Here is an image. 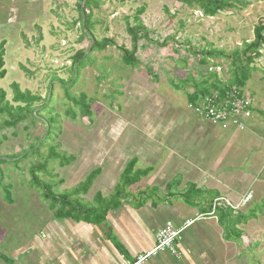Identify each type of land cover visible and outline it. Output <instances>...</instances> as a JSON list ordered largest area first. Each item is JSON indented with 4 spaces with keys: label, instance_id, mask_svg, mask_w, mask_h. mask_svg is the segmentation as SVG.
<instances>
[{
    "label": "rangeland",
    "instance_id": "1",
    "mask_svg": "<svg viewBox=\"0 0 264 264\" xmlns=\"http://www.w3.org/2000/svg\"><path fill=\"white\" fill-rule=\"evenodd\" d=\"M82 2L0 0V45L4 44L6 72L0 80V92L4 93L0 107L6 109L0 114V129L10 122V115L14 116L17 109L25 108L24 103L13 99L14 84L21 93L35 98L29 109H24L26 114L28 110L34 111V116L28 115L16 127L0 131V158L10 160L29 153L21 162L14 159L0 164V211L7 212L3 218L7 222L5 231L0 227V245L11 237L9 241L16 244V236L21 233L13 229L21 230L23 224L29 232V218L41 223L39 216L51 205L45 192L31 183L33 168L44 167L37 173L39 180L48 184L45 187H52L53 194L65 195L74 193L96 168L104 172L111 162V179L133 157L139 158L138 169L150 165L159 169L168 155L180 156L178 147L188 144L186 133L195 138L201 133L202 143L206 139L208 145L221 148L222 141L208 140L212 126L194 118L189 111L187 95L203 87L196 82L194 85L189 78H209L207 65L199 58L205 52H220L224 56L238 53L242 66L247 65L242 51L253 41L258 22L264 24V1L260 0H241V4L216 17H206L196 7L175 0H99L97 6L91 7L90 38L110 44L90 54V42L83 36L79 20ZM138 12L154 43L138 41L133 52L127 25L136 24ZM83 53L89 56L78 69L75 60ZM128 55H133V64L126 62ZM210 60L221 65L222 73L218 76L223 83L232 79L235 66L231 59ZM248 65L252 72L242 89L264 114V46L260 48V57ZM82 95L90 107L89 116L73 101H79ZM48 126L52 128L50 139L41 145ZM212 131L220 138L226 135L231 139L235 135L224 142L227 147L233 144L235 150L218 148L213 152L212 157L223 155L216 171L228 170L234 176L249 173L242 199L230 203L235 211L233 223L227 227L234 240L232 263L264 264L263 138L249 131L233 133L214 127ZM162 146L166 147L163 152ZM171 148L172 153L168 152ZM51 150L55 156H51ZM62 158L73 160L62 165ZM158 182V178H152L149 185L132 189L133 194L147 193V186H155L161 188V192L154 191L160 196L164 186ZM112 187L113 183L101 186L106 197L112 194ZM189 190L186 194L192 197L194 188ZM78 201L86 203L82 196ZM89 201L92 202L91 195ZM215 205L218 203L214 208ZM237 222L240 223L236 225ZM0 256L5 257L6 252L0 249ZM1 261L0 258V264Z\"/></svg>",
    "mask_w": 264,
    "mask_h": 264
},
{
    "label": "crops",
    "instance_id": "2",
    "mask_svg": "<svg viewBox=\"0 0 264 264\" xmlns=\"http://www.w3.org/2000/svg\"><path fill=\"white\" fill-rule=\"evenodd\" d=\"M254 107L253 116L245 131L263 138L264 141V114L257 110L256 104ZM194 118L198 119L195 115ZM211 128L213 130V127ZM212 130L208 140L222 141L221 148L216 144L208 145L206 139L205 143H202L201 133L197 138L186 133L185 139L188 144L185 142L186 145L181 149L178 147L179 157L168 155L159 169L152 165L138 169L135 165L136 171L146 173L135 185L126 189L118 203L109 201L115 198V188L126 164L136 157L126 162L114 179L108 176L114 163L111 162L112 165L102 173L100 168H96L99 175L88 192L75 198L78 201L82 196L86 203L79 201L78 203L87 208L100 206L97 213L88 215L86 211H81L80 214L74 212L69 217L58 218L56 216L58 206L55 210H51L50 206L46 207L48 211H42V215L39 216L41 223L32 222V217L29 218L31 228L29 232L25 230L23 224L21 230L13 229L14 232L21 233L16 236L19 240L16 244L9 241L11 237L0 245V249L6 252L5 257L0 256L2 264H135L139 256L154 248L156 233L167 222L179 226L198 215L204 217L182 233L178 243V257L160 252L140 264H233L231 250L234 240L227 233L228 220L229 225L232 224L233 209L230 203L242 199L249 184V173L234 176L228 170L225 173L216 171L217 165L222 163L223 155L212 157L213 152L216 153L218 148L220 151L224 148L234 150L235 148L233 144L227 147L224 143L230 136L220 138ZM232 132L239 133L234 130ZM234 138L235 135L230 140ZM153 149L155 145L151 147L150 152H153ZM165 149L166 147H163L161 151ZM168 152L172 153V148ZM136 159L137 164L139 158ZM152 178L156 180L158 178L163 184V195L154 193L161 192V188L155 186H145V189H148L147 193L137 191L133 194L132 189L135 190L140 185H149L148 182ZM110 183H113L114 188H111L113 192L106 197L101 186ZM97 185L99 188H96ZM190 188H194L193 195L186 197V193L191 192ZM98 194L102 197L101 205L94 201ZM215 203H218V206L215 205L213 210ZM219 203L222 204L220 207ZM108 204L110 207L107 211L106 208L102 209ZM211 213L213 215H210ZM6 217L7 212L1 214L0 211V227L4 231L7 225L3 218Z\"/></svg>",
    "mask_w": 264,
    "mask_h": 264
},
{
    "label": "trees",
    "instance_id": "3",
    "mask_svg": "<svg viewBox=\"0 0 264 264\" xmlns=\"http://www.w3.org/2000/svg\"><path fill=\"white\" fill-rule=\"evenodd\" d=\"M84 1V0H82ZM176 2L186 5L188 7H196L199 9L203 15L206 17H216L230 9H232L233 6L241 4V0H175ZM264 1V0H260ZM99 3V0H87L85 3L84 7V13H85V24H83L82 20V15H81V6H79V20L82 24V31H83V36L87 37L89 42H90V47H89V52L87 53H92L95 50H103L110 44L108 41H95L94 39L90 38L91 35V7L92 6H97ZM140 15L141 12H138L135 16V21L136 24L131 27L127 25V32L133 42V52L136 50V43L138 41L144 40L150 43H154L150 38H149V33L148 31L142 26L140 22ZM253 41L249 44H246L245 49L242 51V55L246 57L248 60V64L252 63V61L256 58L260 57V48L264 46V24L262 21H259L257 26L253 30ZM164 45V44H162ZM3 46L4 44L0 45V80L5 77V70L3 69L4 67V62H3ZM87 53L80 54L76 60L74 66L78 64V69L80 68V65L83 64L85 57L89 56ZM128 53V52H127ZM225 57L226 59H231L233 64H234V70L232 71L233 77L232 79L228 80L227 82H222L220 77L217 75H212L209 74V78L202 77L200 80H194L192 78H189L192 80V83L195 85V82L198 84H203L202 89L197 88L196 91H194L191 94L187 95L188 101L190 103H195L197 100L200 99V97H205L210 94V90H221V91H229L232 88L235 89H244L246 82L250 78V73L252 72V69L249 68V65L242 66L241 62L239 61V56L238 53L234 54L233 56H224L220 52H205L203 55H201L199 58L201 59V62L203 65H208L210 63V59L212 58H221ZM126 62L133 64L135 62L133 55H128L125 57ZM84 66V65H83ZM200 75V74H199ZM74 76V74H73ZM188 80H186L185 83H187ZM73 81L70 82L69 85H71ZM68 85V86H69ZM176 89H183L182 87L179 86H174ZM13 92H14V101L17 103H24L25 108H19L17 109L15 115H10V122H6L3 124L2 129L5 128H12L16 127L18 124H20L28 115L34 116V111L28 110V114L24 112V109H29L35 98H31L29 93H21L17 85H13ZM64 88H67L66 86ZM224 89V90H223ZM4 98V93L0 92V102L3 101ZM49 98V97H48ZM50 99V98H49ZM48 99V101H49ZM75 104H77L83 114L85 116L91 115L90 112V107L86 103V98L84 95L81 96V99L79 101L73 100ZM48 106L46 105L45 108ZM6 109L0 107V114L5 113ZM24 113V114H23ZM71 116L74 118L75 114L73 112H69ZM0 129V131L2 130ZM52 133V128L51 126H48V133L46 134V137H44V140L41 143V145H44L45 141L50 139ZM41 147V146H40ZM40 149V148H39ZM39 149L37 151H39ZM53 150H51V156H55L53 154ZM28 152H24L21 156H18L17 158H12V159H3L0 158V164H4L7 162H13L14 159L16 161L21 162L24 159L27 158ZM73 160V158L70 159H65L62 158V165L69 164V162ZM137 159L133 158L130 160L123 172L120 174L119 177V184L115 188V198L109 203H118L119 199L121 198L122 195L125 194V191L127 188L135 185V183L144 175L146 172H139L135 170V165H136ZM44 167H36L31 170V179H32V184L36 185L39 191H42V193L45 192V196L48 197L51 200V205L50 209L55 210L56 206L58 208L56 209V216L58 218L60 217H69L71 216L74 212H77L80 214L81 211H86L85 213L88 215H93L94 213H97V209L100 208V206L96 208H87L84 205H81L78 203V201L73 198L78 197L81 194H85L88 192L89 188L91 187L92 183L96 179V177L99 175V170H94L92 171L86 178V180L83 182V184L74 191V193L71 194H65V195H55L52 193V187H45L44 185L46 184L44 181H40L38 178L37 173L43 170ZM2 177L0 178V184L2 182ZM48 185V184H46ZM43 186V187H42ZM46 190V191H45ZM9 192V189L7 190V193ZM186 197H188V194H186ZM94 201L96 204L101 205L102 203V197L100 194L96 195L94 198ZM110 207V204L106 205L105 207H102V209L106 211ZM230 209V208H229ZM84 213V212H83ZM232 214H235V211L232 210ZM241 222V219H238ZM247 220H244L246 222ZM237 222L236 225H238ZM229 220H228V225H229ZM233 223V220H232ZM235 225V227H236ZM229 228V227H228Z\"/></svg>",
    "mask_w": 264,
    "mask_h": 264
},
{
    "label": "built area",
    "instance_id": "4",
    "mask_svg": "<svg viewBox=\"0 0 264 264\" xmlns=\"http://www.w3.org/2000/svg\"><path fill=\"white\" fill-rule=\"evenodd\" d=\"M206 73L218 76L222 73V67L218 62L210 60ZM188 107L198 119L210 126L223 131L234 130L235 132H243L247 129L255 108L252 98L241 88H232L229 91L210 90L209 95L200 97L195 103H190ZM213 209L215 208L213 207ZM203 217V215H198L179 226L173 222H167L156 233L154 248L139 256L135 264H140L160 252H167L178 257V243L183 231Z\"/></svg>",
    "mask_w": 264,
    "mask_h": 264
},
{
    "label": "water",
    "instance_id": "5",
    "mask_svg": "<svg viewBox=\"0 0 264 264\" xmlns=\"http://www.w3.org/2000/svg\"><path fill=\"white\" fill-rule=\"evenodd\" d=\"M87 0H84L82 2V5H81V15H82V20H83V24H85V13H84V7H85V3H86Z\"/></svg>",
    "mask_w": 264,
    "mask_h": 264
}]
</instances>
